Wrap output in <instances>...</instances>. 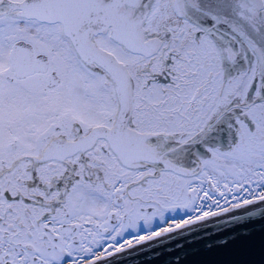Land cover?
Returning a JSON list of instances; mask_svg holds the SVG:
<instances>
[{
  "label": "snow or ice",
  "instance_id": "obj_1",
  "mask_svg": "<svg viewBox=\"0 0 264 264\" xmlns=\"http://www.w3.org/2000/svg\"><path fill=\"white\" fill-rule=\"evenodd\" d=\"M252 185L264 0H0V264H103Z\"/></svg>",
  "mask_w": 264,
  "mask_h": 264
},
{
  "label": "water",
  "instance_id": "obj_2",
  "mask_svg": "<svg viewBox=\"0 0 264 264\" xmlns=\"http://www.w3.org/2000/svg\"><path fill=\"white\" fill-rule=\"evenodd\" d=\"M144 242L103 264H264V201L197 219Z\"/></svg>",
  "mask_w": 264,
  "mask_h": 264
},
{
  "label": "bare ground",
  "instance_id": "obj_3",
  "mask_svg": "<svg viewBox=\"0 0 264 264\" xmlns=\"http://www.w3.org/2000/svg\"><path fill=\"white\" fill-rule=\"evenodd\" d=\"M262 194H264V189L262 190V191H260L258 194H251V193H249V194H245V195H243L242 197H239V199H238V201H241L239 204L240 205H244L243 204V200L244 199H253V196H259V195H262ZM237 200V199H236ZM231 201V200H230ZM228 202V204H225L224 206H220L219 208H214V209H212V210H210V211H212V212H216V213H218V212H222V211H225V209H231V208H234V205L235 204H237L236 202L234 203V202ZM199 215H202V214H199ZM199 215H197V216H199ZM197 216H191V217H189L188 219H190V218H192V219H194L195 220V217H197ZM187 218L185 219V220H181V221H179L177 224H175V225H184L185 224V221L186 220H188ZM102 250V249H101ZM97 254H99V253H97Z\"/></svg>",
  "mask_w": 264,
  "mask_h": 264
},
{
  "label": "rangeland",
  "instance_id": "obj_4",
  "mask_svg": "<svg viewBox=\"0 0 264 264\" xmlns=\"http://www.w3.org/2000/svg\"><path fill=\"white\" fill-rule=\"evenodd\" d=\"M257 189H259L260 191H262L263 189H261V188H257ZM256 190V189H255ZM247 194H249V193H246V195ZM252 194V193H251ZM222 203H228L229 201H221ZM231 202V201H230ZM232 202H241V201H238V199L237 200H233ZM205 211V210H204ZM204 211H202V212H204ZM189 213H192V216H194L193 214L194 213H198V212H195V211H189ZM189 213H188V215H186V216H181V218H179V219H175V224H177L179 221H181V220H185L186 218H189ZM199 214H203V213H199ZM162 221V220H161ZM158 222V223H154V226L153 227H155V226H157V225H159L158 227H156V229H154V230H156V231H158V230H160L161 228H163V227H167L168 225H171L172 223H170L169 221L167 222H165V221H163V222ZM160 223V224H159ZM174 224V225H175Z\"/></svg>",
  "mask_w": 264,
  "mask_h": 264
},
{
  "label": "flooded vegetation",
  "instance_id": "obj_5",
  "mask_svg": "<svg viewBox=\"0 0 264 264\" xmlns=\"http://www.w3.org/2000/svg\"><path fill=\"white\" fill-rule=\"evenodd\" d=\"M205 187H207V186H205ZM210 194L213 196V198L215 200H230L231 198L240 197L242 195V193H239V192H236V193H226V195L224 197H221L218 193H210ZM200 195L202 196L203 193L201 192ZM198 202H201V201H198ZM158 220H161V219L160 218L154 219L152 226H154V223L158 222ZM117 239L120 240L121 238L118 237Z\"/></svg>",
  "mask_w": 264,
  "mask_h": 264
}]
</instances>
